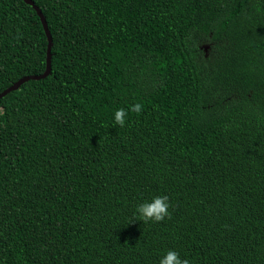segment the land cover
I'll list each match as a JSON object with an SVG mask.
<instances>
[{
  "label": "trees",
  "instance_id": "obj_1",
  "mask_svg": "<svg viewBox=\"0 0 264 264\" xmlns=\"http://www.w3.org/2000/svg\"><path fill=\"white\" fill-rule=\"evenodd\" d=\"M32 1L51 72L0 98V264H264V0ZM47 47L0 0V93Z\"/></svg>",
  "mask_w": 264,
  "mask_h": 264
},
{
  "label": "clouds",
  "instance_id": "obj_2",
  "mask_svg": "<svg viewBox=\"0 0 264 264\" xmlns=\"http://www.w3.org/2000/svg\"><path fill=\"white\" fill-rule=\"evenodd\" d=\"M143 110L141 103H135L128 108H119L114 112V123L120 127L126 124L129 113L140 114ZM170 203L166 195L155 196L151 201L140 203L136 207L138 219L147 223L162 222L166 217L170 218ZM158 264H189L187 259H181L175 250H168L159 260Z\"/></svg>",
  "mask_w": 264,
  "mask_h": 264
},
{
  "label": "water",
  "instance_id": "obj_3",
  "mask_svg": "<svg viewBox=\"0 0 264 264\" xmlns=\"http://www.w3.org/2000/svg\"><path fill=\"white\" fill-rule=\"evenodd\" d=\"M23 1L25 3L31 5L33 7V9L36 11V13H37L38 17L40 18V21H41V23L43 25L45 33L47 35L48 47H47L46 67H45L44 72L39 74V75H27V76H24V77L20 78L16 82H14L12 85H10L8 88H6L4 91H2L0 93V98L5 96L9 92L17 90L21 86V84H23L24 82L29 81V80L43 79V78L47 77L50 74V72H51L52 38H51L50 32H49L48 27H47L46 19H45L44 15H43L41 9L37 5H35L32 0H23Z\"/></svg>",
  "mask_w": 264,
  "mask_h": 264
},
{
  "label": "bare ground",
  "instance_id": "obj_4",
  "mask_svg": "<svg viewBox=\"0 0 264 264\" xmlns=\"http://www.w3.org/2000/svg\"><path fill=\"white\" fill-rule=\"evenodd\" d=\"M43 26V25H42ZM49 30V29H48ZM45 31V30H44ZM47 36V35H46ZM27 76V75H26Z\"/></svg>",
  "mask_w": 264,
  "mask_h": 264
},
{
  "label": "rangeland",
  "instance_id": "obj_5",
  "mask_svg": "<svg viewBox=\"0 0 264 264\" xmlns=\"http://www.w3.org/2000/svg\"><path fill=\"white\" fill-rule=\"evenodd\" d=\"M207 48V47H206Z\"/></svg>",
  "mask_w": 264,
  "mask_h": 264
}]
</instances>
